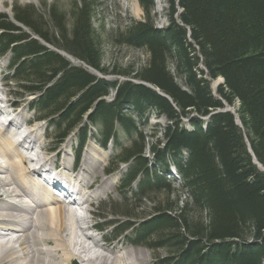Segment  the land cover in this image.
Segmentation results:
<instances>
[{
	"label": "trees",
	"instance_id": "trees-1",
	"mask_svg": "<svg viewBox=\"0 0 264 264\" xmlns=\"http://www.w3.org/2000/svg\"><path fill=\"white\" fill-rule=\"evenodd\" d=\"M137 1L144 18L114 40L147 57L127 70L103 63L94 0H73L68 11L49 4L43 14L18 5L12 16L0 13L5 82L31 97L51 151L71 135L77 160L90 139L115 147L106 171L124 165L122 215L110 219L121 223L116 238L164 253L151 264H264V0H163L161 28L153 1ZM225 105L234 112H216ZM149 112L167 119L160 139L140 127Z\"/></svg>",
	"mask_w": 264,
	"mask_h": 264
},
{
	"label": "bare ground",
	"instance_id": "bare-ground-1",
	"mask_svg": "<svg viewBox=\"0 0 264 264\" xmlns=\"http://www.w3.org/2000/svg\"><path fill=\"white\" fill-rule=\"evenodd\" d=\"M5 2L0 0V6ZM3 102L6 101L0 97V115L10 113L9 106ZM19 114L7 120L0 118V264H75V257L81 258L85 264H130L131 259H143L144 254L140 251H118L103 246L100 238L86 233L95 227L90 224V216H93L89 205L106 190L104 183L107 179L102 178L101 184L94 185V174L97 170V175L103 174V170L96 166L92 157H83L76 172L72 165L62 162L64 169L73 171L71 180L78 186L77 199L81 200L78 209L82 212L78 213L74 206L71 213L64 202L48 195L43 201L33 197L27 203L22 199L34 186V177L40 171L36 166V155L31 153L33 148L26 149L23 154L16 148L23 142H35L36 139L35 128L30 130L33 136H15L21 127L14 121L18 116L19 120L24 117ZM12 126L15 132H11ZM89 151L85 146V153ZM28 158L32 167L26 165ZM90 251L91 255L88 254Z\"/></svg>",
	"mask_w": 264,
	"mask_h": 264
},
{
	"label": "rangeland",
	"instance_id": "rangeland-1",
	"mask_svg": "<svg viewBox=\"0 0 264 264\" xmlns=\"http://www.w3.org/2000/svg\"><path fill=\"white\" fill-rule=\"evenodd\" d=\"M77 1V0H76ZM93 1V0H92ZM97 4V8L92 15L93 21L92 25L96 30L99 36V47L102 53V59L104 65H108L109 69L114 65L115 69H136L138 66L142 65L146 61V53L145 51L133 47H129L126 45H120L114 38L118 32L123 31L127 26L130 25L132 20H141L144 18V12L137 0H94ZM155 16L153 18V22L156 27L161 28L167 25V16L166 9L167 4L164 3L163 0H152ZM73 0H6V2L0 6V13L8 16H12L11 8L15 5L18 6H31L37 13H42L44 10L43 5H58L59 8L63 11H68L70 4ZM136 12V14H135ZM43 14V13H42ZM138 15V16H137ZM77 62V61H76ZM77 64V63H75ZM7 73V58H0V86L2 87V91H0V97H6V105L8 108H12L11 114L23 115V119L19 120V116L17 120L14 121L20 127L22 126V131H25L23 127L24 123H29L32 128H35L36 139L35 142L40 144L44 151L48 152L50 148V140L47 137L46 131V123L44 121H35L34 113L28 109V100L30 97L20 98L17 95H14V91L12 87H9L5 82V76ZM101 76V75H100ZM103 76V75H102ZM106 79L114 80L119 79L122 80L124 77H120L119 75L108 74L104 76ZM181 85L183 84L180 79H176ZM214 83H216L214 85ZM222 83V78H217L210 82V88L213 93L216 92V88L219 84ZM216 94V93H215ZM112 98V95L109 99ZM15 104V105H14ZM12 106V107H11ZM14 106V107H13ZM237 107V103L235 104ZM233 111L234 107L229 106ZM167 123V119L163 116H155L152 112L148 113V124L140 125L143 128V133L147 136L152 135L154 132L157 133V138L161 137V129ZM182 125L184 127L190 128L189 120L183 119ZM92 132L96 135L98 131L95 128H92ZM33 136V134H31ZM118 137L120 138V142L125 144L127 142V138L123 136L121 132L118 133ZM75 136L71 135L68 138V141H65L57 151L50 152L49 157L51 159L58 162L60 169L67 175H73L66 168L64 169L62 166V162L65 161L68 165H72L74 160L73 146H74ZM89 144L86 145L90 149L89 152L85 153V147L82 150L81 157L77 166L75 167V172L80 167V163L84 157V159L94 158L96 166L101 167L103 170V174H99L98 170L94 174V185L101 184L102 178H107L104 183L105 191L101 192L98 197L92 199V203L89 205L91 209V214L93 216L92 223L96 224L100 227L98 232L92 231L91 234L95 235V237L104 236L105 240H100V244L103 246H107L109 248H114L115 250H131V251H140V253L144 254L143 259H131L130 264H151L153 258L155 256H163L164 253L161 251L153 252L148 248L138 247L131 245L126 236H121L116 238V232L120 229L121 223H116L118 219H110L111 213L116 212L118 216L122 215V209L119 206L120 197L117 193V186L119 183V178L121 173L123 172L124 165H121V168L110 174L106 175V169L109 165L110 158L116 153V149L114 146L109 145L107 148H102L95 140L90 139L88 141ZM32 152L40 155L38 153L37 148L34 146ZM148 153L147 149L145 150ZM85 154V156H84ZM1 162V160H0ZM95 170V169H94ZM97 176V177H96ZM171 179H175V184L178 185L177 178L172 173L170 174ZM105 180V179H104ZM147 204V203H146ZM148 206V205H145ZM69 212L72 213L74 209L71 207H67ZM72 209V210H71ZM77 212H82L81 209H77ZM91 217V216H90ZM89 219V217H88ZM118 220V221H117ZM82 224V223H80ZM88 233V232H86ZM129 235V232H126ZM93 251V250H92ZM92 251L88 254L91 255ZM105 252H107L105 250ZM108 253V252H107ZM106 253V254H107ZM111 255L112 254H108ZM75 264H85L81 258L75 257ZM141 258V257H140Z\"/></svg>",
	"mask_w": 264,
	"mask_h": 264
},
{
	"label": "water",
	"instance_id": "water-1",
	"mask_svg": "<svg viewBox=\"0 0 264 264\" xmlns=\"http://www.w3.org/2000/svg\"><path fill=\"white\" fill-rule=\"evenodd\" d=\"M72 60V59H71ZM73 61V60H72ZM92 73H94V74H96L97 76H99V77H102V76H100V74H97V72H95V71H93V70H90ZM160 93V92H159ZM161 94V93H160ZM163 95V94H162ZM218 111H231V112H234L228 105H225V107L223 108V109H218L216 112H218ZM236 123L237 124H239L240 125V123H239V120H238V118H236ZM253 162L257 165V167L259 168V169H263L262 168V166L257 162V160L255 159V158H253Z\"/></svg>",
	"mask_w": 264,
	"mask_h": 264
}]
</instances>
